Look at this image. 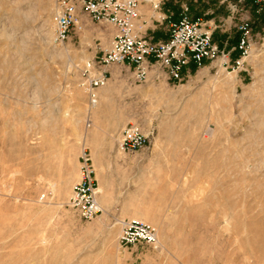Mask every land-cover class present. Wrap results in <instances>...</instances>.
I'll return each instance as SVG.
<instances>
[{
    "label": "rangeland",
    "instance_id": "rangeland-1",
    "mask_svg": "<svg viewBox=\"0 0 264 264\" xmlns=\"http://www.w3.org/2000/svg\"><path fill=\"white\" fill-rule=\"evenodd\" d=\"M179 9L176 0L157 12L146 4L137 26L146 20L149 37L164 41L170 20L162 25L160 17L177 18ZM192 10L230 53L228 65L210 63L179 83L154 72L140 83L112 66L91 108L81 70L109 45L113 28L84 17L56 46L54 0H0V264H264V249L244 245L251 235L240 242L232 235L237 225L253 232L251 242L264 237V14L250 0H197ZM241 20L252 28L246 58L238 49ZM219 77L235 83L223 104L232 116L218 120L211 97ZM127 124L149 136L135 155L118 151ZM254 138L261 140L255 147ZM85 149L91 158L97 152L107 182V212L92 221L69 206ZM131 219L157 229L160 252L120 249L119 223Z\"/></svg>",
    "mask_w": 264,
    "mask_h": 264
},
{
    "label": "built area",
    "instance_id": "built-area-1",
    "mask_svg": "<svg viewBox=\"0 0 264 264\" xmlns=\"http://www.w3.org/2000/svg\"><path fill=\"white\" fill-rule=\"evenodd\" d=\"M164 0H54V38L56 46L66 44L76 28L83 24V18L113 28L114 35L107 47L96 51L81 70L80 86L85 92L89 107L100 102V90L111 78L112 66H123L133 72L137 82L148 80L151 72L157 77L165 76L172 82H182L192 71L201 70L210 63L223 60L230 62V53L223 51L214 39V29L201 17L192 14V2L197 0H176L180 4L177 19L173 16L160 17L169 23V37L165 41L154 40L141 35L137 22L144 4L159 11ZM264 14V0H250ZM240 34L238 49L243 58L252 47V28L248 20L237 25ZM238 65L241 62H237ZM92 121L88 118V126ZM149 145V136L137 124H127L118 140V151L124 155H135ZM80 179L73 186L69 206L82 220L92 221L103 213L100 204L99 182L91 155L85 149L80 158ZM49 199L43 194L40 201ZM119 247L128 250L146 247L158 252L160 241L158 231L152 225L136 220H125L119 236Z\"/></svg>",
    "mask_w": 264,
    "mask_h": 264
},
{
    "label": "bare ground",
    "instance_id": "bare-ground-1",
    "mask_svg": "<svg viewBox=\"0 0 264 264\" xmlns=\"http://www.w3.org/2000/svg\"><path fill=\"white\" fill-rule=\"evenodd\" d=\"M56 12V11H55ZM55 12L53 13V14H55ZM49 19V18H48ZM51 23H52V21H51ZM53 31H51L50 32V34H49V38H50V42L52 43L53 42V34H54V32L52 33ZM66 50V49H65ZM67 52H69L68 50H67ZM223 69H221V71L219 72V74L221 73H223V71H222ZM225 71V70H224ZM222 77H223V75H222ZM234 83H235V78L234 77H232V78H221V77H219V78H214V80H213V83H212V87H213V91H215V93H214V96L212 95V97H211V99H212V103H213V107H214V110L215 109H217L218 107H219V111L218 110H213L214 111V113H216L217 114V118H218V120L219 119H222L223 117L224 118H226L227 116V118H229V116H232V106L231 105H229V107H224L223 106V104L224 103H227V104H230V96H229V94L228 93H226V89H228V88H232V86H234ZM257 84V83H256ZM255 88V89H254ZM103 89V88H102ZM260 90V88L258 87H256V86H253L252 87V90ZM262 90V89H261ZM209 93H210V91H209ZM175 94V93H174ZM211 94V93H210ZM213 94V93H212ZM176 96V95H175ZM259 96H261L262 98H264V94L263 93H261ZM202 97V96H201ZM207 97H209L210 98V95H208ZM197 98H199L200 99V95H199V97H197ZM196 98V101L197 100H199V99H197ZM210 99V100H211ZM203 99H201V101H202ZM200 101V102H201ZM203 102V101H202ZM196 104L198 103V102H195ZM193 105V104H192ZM200 105H201V103H200ZM204 105V104H203ZM202 105V106H203ZM263 105V104H262ZM194 106V105H193ZM97 107V106H96ZM95 107V108H96ZM92 108V107H91ZM194 109V108H193ZM263 109V108H262ZM95 114H97V112H95ZM190 118V117H189ZM232 118V117H231ZM256 118V117H255ZM193 119V118H192ZM231 120V119H230ZM259 123H261V121H259ZM259 125V124H258ZM261 126V125H260ZM259 126V127H260ZM262 126H263V124H262ZM259 129V128H258ZM260 129H263L262 127L260 128ZM264 132V131H263ZM262 132V133H263ZM262 133H261V135H262ZM255 135V134H254ZM259 135V134H258ZM251 136V135H250ZM257 136V135H256ZM255 137V136H254ZM253 138V137H252ZM258 138V136L256 137V139ZM264 138V137H263ZM262 138V139H263ZM261 139V138H260ZM254 141H255V138H254ZM261 141V140H260ZM260 141H255L254 143H253V145H254V147H255V145H256V143L258 142H260ZM262 141H264V139L262 140ZM250 143H252V142H250ZM260 144V143H259ZM249 145V144H248ZM252 145V146H253ZM249 147V146H248ZM253 147V148H254ZM243 148H245V147H243ZM261 148V147H260ZM238 149V148H237ZM257 149H258V146H257ZM239 150V149H238ZM248 150V149H247ZM249 150H252V149H250L249 148ZM84 151V150H83ZM96 151V150H95ZM246 151V150H245ZM244 151V152H245ZM252 151H254V149L252 150ZM261 152H264V150H262ZM243 153V152H242ZM239 155V154H238ZM92 159H93V163H94V167H96L95 168V170H97L96 171V175H97V179H98V182H99V188H98V192L100 193V204H101V206H102V208H103V213H106L107 211H106V209H107V204H106V202L104 201V198H105V192H106V187H107V182L102 178V172H103V167H102V165L100 164V160H99V158H98V154H97V152H94L93 153V156H92ZM264 161V160H263ZM78 169V168H77ZM80 179V178H79ZM78 179V180H79ZM71 186V185H70ZM70 186H69V183H67L66 184V187H67V190L69 191L70 190ZM105 209V210H104ZM225 218H228L227 219V225H226V230L227 231H229V228H230V226H231V220L232 219H230L227 215H225L224 216ZM123 220L122 221H120V225L122 226L123 225ZM243 225V224H242ZM234 230H235V232L234 233H232V235H235V237H236V241L235 242H240V240H239V236L240 235H242V234H245L247 237H249V235H251V237H253L254 236V234H253V232L250 230H247L245 227H242V228H240V227H238L237 225L234 227ZM159 235V234H158ZM253 235V236H252ZM251 237H249L248 238V240H246L245 241V243H244V245H248L249 244V247L251 248V251H254L255 249H259V250H261V249H264V237L263 238H261V239H259L258 241H253L252 240V242H251V240H250V238ZM255 237V236H254ZM253 237V238H254ZM261 237V236H260ZM159 241H160V238H159ZM252 244V245H251ZM243 245V243H242V246H244ZM254 245V246H253ZM161 248H162V245H161V242H160V249H159V251L158 252H160L161 251ZM249 248V249H250ZM246 257V256H245ZM246 260H248V257H246ZM174 263V262H173ZM172 263V264H173ZM176 264V263H175Z\"/></svg>",
    "mask_w": 264,
    "mask_h": 264
},
{
    "label": "crops",
    "instance_id": "crops-1",
    "mask_svg": "<svg viewBox=\"0 0 264 264\" xmlns=\"http://www.w3.org/2000/svg\"><path fill=\"white\" fill-rule=\"evenodd\" d=\"M146 10V4H144V5H142V7H141V13L143 14L144 13V11ZM192 14H193V10H192ZM166 15H163L162 17H165ZM159 19V18H158ZM175 19H177V18H175ZM207 22V24L209 25V26H211L210 24H209V22L208 21H206ZM145 23V24H144ZM146 22V20H144V22H142V26H140L139 28H140V31H141V35L142 36H144V37H147V38H150V39H152V40H154L153 39V37H149V35L147 34V29H149V23H147ZM160 23H162V21H160ZM164 23H162V25H163ZM212 27V26H211ZM168 39V38H167ZM166 39V40H167ZM165 41V40H164ZM155 42H158V41H155Z\"/></svg>",
    "mask_w": 264,
    "mask_h": 264
}]
</instances>
